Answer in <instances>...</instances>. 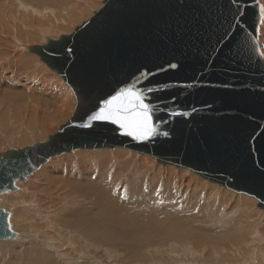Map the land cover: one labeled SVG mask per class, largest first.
Here are the masks:
<instances>
[{"label":"water","instance_id":"1","mask_svg":"<svg viewBox=\"0 0 264 264\" xmlns=\"http://www.w3.org/2000/svg\"><path fill=\"white\" fill-rule=\"evenodd\" d=\"M261 21L259 0H105L72 34L33 47L77 107L46 143L0 158V195L53 157L121 148L255 198L264 212ZM128 87L152 110L147 139L91 119ZM8 217L0 209V240L13 236Z\"/></svg>","mask_w":264,"mask_h":264},{"label":"bare ground","instance_id":"2","mask_svg":"<svg viewBox=\"0 0 264 264\" xmlns=\"http://www.w3.org/2000/svg\"><path fill=\"white\" fill-rule=\"evenodd\" d=\"M2 1L4 0H1L0 3ZM27 1L37 5L39 11L45 13L50 11L47 13L48 15L55 13V16L61 17L62 14L56 12H66V21L68 22L78 20L82 16L81 12L85 10V6L93 3V0ZM259 2L260 7L264 6V0H259ZM7 10L6 13L9 15L6 19L2 17L5 10L0 6V66H9L13 61L22 72H28L34 77L29 76L26 80L22 79L23 81L19 82L21 85L11 91L14 93L16 91L15 96L9 97L8 101H6L5 94L2 98L0 90V158L4 157L6 152L23 148L27 144L32 146L39 140L46 143L58 133L56 131L65 125L66 121L71 120L76 110L75 105L77 107L76 95L71 91V88L68 85L67 88L54 84L53 77L55 76H51L49 79L47 73L42 72L40 68L44 62L31 52L33 47L45 45L31 47L24 45L22 41H27L25 38L27 33L23 32L22 35L20 29H23L22 25L24 24L30 27L37 24L38 28L35 29V27V31L46 32L49 36L63 31L54 29L53 32V28L46 30L45 28L51 26L45 25L38 18L30 19L35 25L27 22L25 17L28 13L24 11H30L28 8L23 10L24 13L20 12L21 9L17 13L18 6L14 13H12L13 10ZM29 13L31 14L28 16L33 17L32 13L34 12L30 11ZM62 22H64L62 17L56 20L57 24ZM19 25H21L20 29ZM17 33L22 35L21 38H16ZM259 40L264 53V15H262L260 25ZM37 79L42 80V84ZM56 79L58 78L55 77ZM1 80L0 78L1 88L4 87L7 92L12 89L11 85H6L7 82L2 83ZM96 152L91 154V157H101L97 163H90L83 157H80L78 162V155H87V152L79 150L71 154H63L61 157L51 158L39 168L40 170L29 174L24 181H15V191H7L0 195V209L5 208V212L9 214L10 229L13 228L16 232V234L13 233L10 241H14L15 246L18 245L15 242L19 241L20 247H23L24 242L32 245L33 239L40 242H35L38 246L34 249L31 247V250L23 249L19 253L20 258L17 262L22 260V264H56L57 259L62 257L68 259L65 261L73 262L72 264H80V257L77 258L79 260L69 259L64 251L73 249L75 252L77 249L78 252H76L79 254V251L90 250L88 248L96 245L94 249L98 246L104 248L107 253L112 249L123 252V249L129 258L128 264H244L247 261L252 262L249 264H264V213L256 208L255 200L242 195L234 198V195L225 191L221 196H214L215 203L207 202V200L202 203L201 200L195 203L197 206L191 207L196 199L190 200L188 206L193 214L175 213V205H172L171 210L169 208V211L162 213V209L156 207L158 201L150 198L153 190L152 187L150 189V186L155 177H164L166 184H168L167 181H170V186H179L185 191H194L195 182H198V186L202 187L201 181L195 177L186 178L185 171L187 170L184 168H172L173 165L164 167L161 164L152 163L150 158L144 157L142 154L141 157L137 156L136 152L130 153L120 148ZM125 153L133 157L132 162L128 163L130 172H132L129 185L116 183L119 178L118 174H123L128 168L120 155H126ZM71 159L75 160V165L74 160ZM143 162L152 169L148 171L141 167L144 165ZM91 164L94 166H89ZM111 164L121 170L118 173L112 172ZM76 168L79 169L76 170ZM98 169L101 171V175L96 178ZM153 169L156 173H153ZM173 173H176L179 178L175 176V179L167 180ZM135 175L148 179L143 181L148 184L147 187L143 186L142 188L150 190L143 191L140 188L138 191V193L144 192L145 196H142L143 193L140 197H137L134 192L131 194L132 185L135 184L133 180ZM88 177L89 180L85 181ZM80 182L84 184L81 185ZM156 186H160V183H157ZM201 194L203 196L204 193ZM207 196L208 199L210 195L207 194ZM227 203H230L228 205L232 208L226 212ZM167 207L170 206L167 205ZM195 209L198 210L197 213L193 212ZM224 209L225 216L222 217L219 214ZM179 210L181 211V208ZM239 211L241 212L238 216L232 215L233 212L235 214ZM227 213L230 215L229 217ZM13 229L12 231H14ZM6 240L8 241V239ZM248 240L249 242L244 245L248 254L244 255L236 247L235 257L232 260L231 244L244 243ZM262 244L261 250L259 247ZM1 247L5 253L4 245L0 244ZM45 248L52 252H46ZM11 250L7 249L10 251L8 254L15 255L16 251L18 252L17 247ZM4 253L0 257H8V254ZM125 254L122 256L125 257ZM114 256L110 259H114ZM117 257L116 259H118ZM120 257L121 255H119Z\"/></svg>","mask_w":264,"mask_h":264},{"label":"rangeland","instance_id":"3","mask_svg":"<svg viewBox=\"0 0 264 264\" xmlns=\"http://www.w3.org/2000/svg\"><path fill=\"white\" fill-rule=\"evenodd\" d=\"M1 1V0H0ZM79 1V0H78ZM104 1L105 0H93V3H92V5H87V6H85V10L83 11V12H81L82 13V16L78 19V20H76V21H74V22H68V21H66V19H67V13L66 12H61V11H57L56 13L57 14H62V18H63V21L64 22H62V23H60V24H57L56 23V20L57 19H60L61 17H58V16H55L54 14L53 15H48L47 13H49V12H47V13H45V12H42V11H39V10H37V5H35V4H30L27 0L25 1V0H12V1H10V0H4V1H2V3H0V6H2L3 7V10H5V14H3L2 15V17H5L6 19H7V16L9 15V13H6L8 10L7 9H10V10H13V12L12 13H14V12H16V6H18V11H17V13L19 12V10H20V12H22V13H24V12H26V13H28V15H30L31 13H29L30 11L31 12H34V13H32L33 15V17H29L28 15H27V17H25V19H26V21L27 22H29V23H31V24H33V25H35V23L34 22H32L31 20L33 19H41L43 22H44V24L45 25H49V26H51V27H47V28H45L46 30L47 29H51L52 30V28H53V32H54V29L55 30H57V29H61L63 32L62 33H59V34H56V33H54V34H51V35H54V36H49L46 32H36L35 31V29H37L38 28V26H34V27H30L29 25H27V24H24V25H27L26 27H24V25H22V27H23V29L20 27L21 25H19V29H20V31H21V33H22V35H23V32H25V33H27L26 34V36H25V38H26V40L27 41H22L23 42V44L24 45H27V46H29V47H31V46H36V45H46L47 43H48V41L49 40H59L60 39V37L61 36H63V35H70V34H72L73 33V31L77 28V27H79V26H81L84 22H86L87 20H89L92 16H93V14L95 13V11H98L100 8H102L103 7V5H104ZM11 3V4H10ZM102 3H103V5H102ZM8 4H10V5H8ZM19 4V5H18ZM26 4V5H25ZM27 5H28V7H27ZM33 7H32V6ZM24 6V7H23ZM26 6V7H25ZM36 6V7H35ZM20 8V9H19ZM23 8V9H22ZM25 8H28L30 11H26L25 10ZM39 8H44V7H39ZM15 10V11H14ZM23 10H25L24 12H23ZM78 11V10H77ZM77 11H75V12H77ZM1 13V12H0ZM20 14V13H19ZM10 15H13V14H10ZM35 15V16H34ZM5 18H3L4 20H6ZM31 19V20H30ZM31 21V22H30ZM36 27V28H35ZM35 28V29H34ZM19 29H18V31H19ZM16 32H17V30H15ZM22 35H18V33H17V37L16 38H18V37H20V36H22ZM21 38V37H20ZM34 55H36V54H34ZM38 56V55H37ZM39 57V56H38ZM40 58V57H39ZM44 65L43 66H41L40 68L42 69V72L44 71V72H46L47 73V77L50 79L51 78V76H55V77H57L58 79H56L55 80V77H53V82H54V84H58V85H63V86H65V87H67V84L64 82V80L61 78V76L58 74V73H56L55 71H52V69H50L49 68V66L48 65H46V63H43ZM0 67H2V68H0L1 70V72H0V78L2 79L1 80V82L2 83H6V85H11L12 86V89L11 90H9L8 92H7V89L6 90H4L5 88L4 87H2L1 88V86H0V90L2 91V93H1V95H2V98L4 97V94H5V98H6V101H8V99H9V97H13V96H15V94H16V91H15V93L14 92H11L14 88H18L21 84V82L20 81H23L22 79H27V77H34V75H30L28 72L27 73H24V72H22L20 69H19V67L18 66H16L14 63H13V61L11 62V65H6V66H0ZM5 67V68H4ZM17 67V68H16ZM6 69V70H5ZM10 70V72H9V70ZM17 69V70H16ZM19 70V71H18ZM6 71V72H5ZM8 71V72H7ZM14 71V72H13ZM4 72V73H3ZM9 73V74H8ZM24 73V74H23ZM5 74V75H4ZM6 77V78H5ZM6 80H5V79ZM15 79H16V81H15ZM19 80V81H18ZM38 81H39V83L40 84H42V80H39V79H37ZM18 82V83H17ZM20 82V83H19ZM58 82V83H57ZM29 83V82H28ZM16 84V85H15ZM30 84V83H29ZM68 88V87H67ZM70 88V87H69ZM72 91V90H71ZM5 92V93H4ZM11 94H10V93ZM73 97H74V94H73ZM76 102V101H75ZM75 108H76V105H75ZM74 108V109H75ZM73 113V112H72ZM71 113V114H72ZM71 116V115H70ZM71 118V117H70ZM69 118V119H70ZM66 123H67V121H66ZM65 124V123H64ZM51 129H56V128H51ZM59 131V129L56 131V132H58ZM55 132V133H56ZM47 137V136H46ZM47 139H48V137H47ZM46 139V140H47ZM42 141L43 140H39L38 142H37V144L38 143H42ZM44 143V142H43ZM28 145V146H27ZM27 145H25L23 148H16L17 150L18 149H24L26 146L27 147H32V146H35L36 144H32V146L30 145V144H27ZM119 149V148H118ZM121 149V148H120ZM101 150H104V149H99V150H79L80 152H87V155L86 154H83V155H78L77 156V161L79 162V159H80V157H83V158H85L87 161H89L90 163H97V162H99V160H100V158L101 157H91L92 155L91 154H93V153H97L96 151H101ZM105 150H113V149H105ZM123 150H126V149H123ZM76 151V150H75ZM74 152V151H73ZM73 152H71V153H73ZM126 152H130L131 153V151H129V150H126ZM71 153H68V154H71ZM132 153H135V152H132ZM64 154H67V153H64ZM126 154V153H125ZM63 154H61V155H59V156H56V157H61ZM121 155V157H122V159H123V162L124 163H126L127 164V169H126V171L123 173V174H118L119 175V178H118V180L116 181V183L117 184H126V185H129L130 184V182H131V178H132V172H130V166H129V164L128 163H130V162H132V160H133V157L132 156H130V155H124V154H120ZM136 155L137 156H139V157H141L142 155L141 154H138V153H136ZM144 157H148V158H150V160H151V162L153 163V162H155V164H158L157 162H156V160L154 159V158H152V157H150V156H145V155H143ZM54 158V157H53ZM71 160H74V159H71ZM144 163V165H142L141 167H143V168H145V169H147L148 171H150L149 169H152V167H150L149 165H146L145 164V162H143ZM46 164V163H45ZM45 164H43V165H45ZM76 163H75V160H74V165H75ZM162 165V164H161ZM89 166H91V167H93L94 166V164H91V165H89ZM168 166V165H167ZM167 166H164V167H167ZM170 166H172V165H170ZM110 168H111V171L112 172H115V173H118L120 170H121V168H117V167H114L113 166V164H111V166H110ZM172 168H176V167H172ZM79 168H76V170H78ZM177 169V168H176ZM184 169H186V168H184ZM38 170H40V169H38ZM37 170V171H38ZM139 170V168L137 169V171ZM187 171H188V173H187V171H185V177L187 178V177H192V178H196L198 181H201V183L203 184V185H205V186H203L202 185V187L201 186H198V182H195V184H196V188H195V190L193 191V190H188V191H185L184 189H182V188H180L179 186H170L169 185V182L170 181H167L168 182V184H166V181L164 180V177L163 178H160V177H155L154 178V181H153V184H151V186H150V189H151V187L153 188V190H152V192H151V195H150V198H153V199H155L156 201H158V205H156V207H158V208H161L162 209V213L163 212H165V211H169V208H170V210H171V208L175 205L176 206V208H175V210H174V212L175 213H178V214H189V213H192V210L191 209H189L190 207L188 206V203L190 202V200H192V199H196L195 201H194V204L191 206V207H194V206H197L195 203L197 202L198 203V201H201L202 203L203 202H205V200H207V202H211V203H215V201H216V198L214 197V196H221V194H224L223 192H225V191H227V192H229V193H231V195H234L233 197L234 198H237V196H239L240 194H236L235 192H233V191H231V190H228V189H225V188H223L222 186H220L219 187V185H217V184H214V183H211V182H208L207 180H205L204 178H202V177H199V176H197V175H195V174H193V173H191L188 169H186ZM158 171V170H157ZM34 172H36V171H34ZM161 172V171H160ZM153 173H156V171H154V169H153ZM162 173V172H161ZM33 174V173H32ZM100 175H101V171L98 169V171H97V175H96V178H99L100 177ZM175 176H177L176 175V173H173V174H171L168 178H167V180H173V179H175ZM178 178H179V176H177ZM87 180H89V177L87 178V179H85V181H87ZM133 180H134V182H135V184H133L132 185V193L131 194H133V192L135 193V195H137V197H140V195H141V193H143L142 194V196L144 195L145 196V194H144V192H139L138 193V191H139V189L141 188L143 191H147V190H150V189H143L142 187L144 186V188L145 187H147V185L148 184H146V183H144L143 181L144 180H148V179H145V177H142V176H138V175H135V176H133ZM207 181V182H206ZM82 183V184H81ZM157 183H160V186H156V184ZM80 184L81 185H83L84 183L83 182H80ZM211 184V185H210ZM139 186V187H138ZM83 187H85V186H83ZM88 188V187H87ZM133 188H134V190H133ZM172 189V190H171ZM181 192V193H180ZM181 195H179V194ZM196 195H195V194ZM201 193H204L203 194V196H202V194ZM177 196H176V195ZM207 194H209L210 195V197L207 199ZM195 195V196H194ZM213 195V196H212ZM242 196H246V197H248V198H250V199H253V200H255L256 201V208L260 211V212H262V213H264L263 211H261L258 207H257V204H258V201H257V199H255V198H252V197H250V196H247V195H243V194H241ZM240 195V196H241ZM183 196V197H182ZM163 197V198H162ZM199 197V198H198ZM201 197V198H200ZM229 197H231V196H229ZM233 197H231V198H233ZM149 198V199H150ZM205 198V199H204ZM232 201V200H231ZM229 202H230V200H229ZM167 203V204H166ZM231 203V202H230ZM230 203H227V206H226V212L227 211H229V210H231V208H232V206H229L230 205ZM229 204V205H228ZM167 205H169L170 207H167ZM173 205V206H172ZM162 207H164V208H162ZM168 208V210H166ZM179 208H181V211L183 212H181L180 210H179ZM2 210H4V211H6L5 210V208L3 207V208H1ZM165 209V210H164ZM186 209V210H185ZM199 209V208H198ZM198 211V210H197ZM197 211H196V209L195 210H193V212L195 213H197ZM241 211H239L238 213L236 212L235 214H234V212L232 213V215H234V217H236V215L238 216V214L240 213ZM193 214V213H192ZM225 214V209H224V211H221L220 212V216H222L223 217V215ZM228 214V213H227ZM161 215H163V214H161ZM225 216V215H224ZM230 215L228 214V217H229ZM228 219V218H227ZM226 219V220H227ZM225 220V221H226ZM201 225V224H200ZM200 225H198V227H200ZM13 229V228H12ZM12 229H11V231H12ZM14 230V229H13ZM13 233L15 232V230L14 231H12ZM34 233V232H33ZM33 233H31V234H33ZM15 234H16V232H15ZM36 234V233H35ZM34 235V234H33ZM72 235V234H71ZM71 235H70V239H71ZM74 235V234H73ZM10 240H12L11 238H9L8 239V241L5 239V240H0V244H3L4 245V248H5V253L6 254H8L10 251H12L11 249H13V248H15V247H17V250H18V252L16 251V253H15V255L14 254H8V257H0V264H14V262H15V264H17L18 262H19V264H22V260H19L18 262H17V260L20 258L19 257V253L21 252V251H23V249H27V250H31V248H35L36 246H38L35 242H37V243H40L37 239H33V242H32V245H28L27 243H25L24 242V245H23V247H20V242L19 241H16L15 243L16 244H18V245H16L15 246V244H13L14 243V241H10ZM17 240V239H16ZM5 242H7V243H5ZM22 242V241H21ZM247 242H249V240L248 241H246V242H244V243H232L231 244V249H232V251H231V253L230 254H232V260H233V258L235 257L234 256V254H235V250H236V247L237 248H239V250L244 254V255H247L248 254V250L245 248V243H247ZM69 244H70V242H68ZM67 243V244H68ZM68 244V245H69ZM26 245V246H25ZM13 246H15V247H13ZM28 246V247H27ZM76 246H78V245H76ZM76 246L74 247L73 246V248H76ZM31 247V248H30ZM94 247H96V245H94V246H92V248H88V249H90V250H81V251H79L80 253L79 254H77V249H76V251L74 252L73 251V249L71 250V249H66L64 252L67 254V256H68V258L70 259V258H72V260H73V258L75 259L76 258V260H79V259H77L78 257H80V264H92V263H94V261H96L95 262V264H128L129 262V258L127 257V253L122 249V251L123 252H121V251H117V249L116 250H114V249H112V251L111 252H109V253H107V251H105V249L104 248H100V247H98L97 246V248H95L94 249ZM22 248V249H21ZM66 248V247H65ZM71 248V247H70ZM259 248H261V250H262V248H263V244L259 247ZM2 247L0 248V255H2L3 256V250L4 249H2ZM7 249L8 250H10V251H7ZM45 251L46 252H52V250H50V249H48V248H45ZM67 251V252H66ZM116 253H115V252ZM3 252V253H2ZM120 252H121V254H120ZM225 252H227V251H225ZM225 252H223L224 254H226ZM4 253V254H5ZM89 253V254H88ZM115 253V254H114ZM126 253V254H125ZM80 254H82V255H80ZM97 256H96V255ZM112 254H114L113 256L115 257L114 259H110V258H113V256H112ZM118 254V255H117ZM125 254V257L124 256H122V255H124ZM74 255V256H73ZM119 255H121V257L119 258ZM95 256V257H94ZM116 256H118L117 258L118 259H116ZM225 256H227V254L225 255ZM122 257H124V258H122ZM14 258V259H13ZM58 258V257H57ZM96 258H97V260H96ZM213 258V257H212ZM10 259V260H9ZM61 259V260H60ZM62 259H64V258H62V257H60L59 259H57L58 261L56 262V264H72L73 262H70V260L69 261H65V260H68V259H64V260H62ZM10 262H8V261ZM14 260V261H13ZM93 260V261H92ZM120 260V261H119ZM128 260V261H127ZM8 263H7V262ZM11 261H12V263H11ZM63 261V262H62ZM65 261V262H64ZM84 261V262H83ZM87 261H89V262H87ZM90 261H92V262H90ZM61 262V263H60ZM68 262V263H67ZM77 262H79V261H77ZM123 262V263H122ZM251 261H247V263L245 262L244 264H249ZM252 263V262H251ZM76 264V263H75ZM77 264H79V263H77ZM135 264V263H134ZM238 264H240V263H238ZM241 264H243V263H241Z\"/></svg>","mask_w":264,"mask_h":264},{"label":"snow or ice","instance_id":"4","mask_svg":"<svg viewBox=\"0 0 264 264\" xmlns=\"http://www.w3.org/2000/svg\"><path fill=\"white\" fill-rule=\"evenodd\" d=\"M260 13L264 15V6L260 7ZM261 55L264 56V53ZM144 101L142 92L136 91L134 87L124 88L105 101L104 106L91 119L117 124L124 130V135L133 139H147L155 129L152 123V110Z\"/></svg>","mask_w":264,"mask_h":264}]
</instances>
